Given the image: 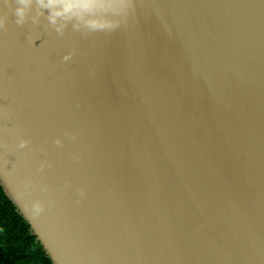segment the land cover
<instances>
[{
    "label": "water",
    "instance_id": "95a60500",
    "mask_svg": "<svg viewBox=\"0 0 264 264\" xmlns=\"http://www.w3.org/2000/svg\"><path fill=\"white\" fill-rule=\"evenodd\" d=\"M0 187L52 264H264V0H0Z\"/></svg>",
    "mask_w": 264,
    "mask_h": 264
},
{
    "label": "trees",
    "instance_id": "16d2710c",
    "mask_svg": "<svg viewBox=\"0 0 264 264\" xmlns=\"http://www.w3.org/2000/svg\"><path fill=\"white\" fill-rule=\"evenodd\" d=\"M0 264H52L28 223L1 187Z\"/></svg>",
    "mask_w": 264,
    "mask_h": 264
}]
</instances>
